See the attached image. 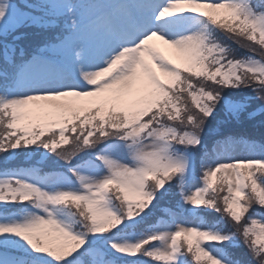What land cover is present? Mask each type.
Returning <instances> with one entry per match:
<instances>
[{
	"label": "snow or ice",
	"instance_id": "obj_1",
	"mask_svg": "<svg viewBox=\"0 0 264 264\" xmlns=\"http://www.w3.org/2000/svg\"><path fill=\"white\" fill-rule=\"evenodd\" d=\"M258 116L264 0H0V264H264Z\"/></svg>",
	"mask_w": 264,
	"mask_h": 264
},
{
	"label": "trees",
	"instance_id": "obj_2",
	"mask_svg": "<svg viewBox=\"0 0 264 264\" xmlns=\"http://www.w3.org/2000/svg\"><path fill=\"white\" fill-rule=\"evenodd\" d=\"M260 119H264V117H259V116H258V117H257V122H256L255 125H253L252 123H248V124H246V130L249 132V134H251V135H253V136H256V135L259 134L260 131L263 130V128H260V127L258 126V121H259ZM21 161L24 162V159L21 158ZM166 206H167V201H162L161 207H166ZM256 210H257V211H260L259 208H257ZM207 215H210V217H213V218H214V217H216L217 214H215V213H208Z\"/></svg>",
	"mask_w": 264,
	"mask_h": 264
},
{
	"label": "rangeland",
	"instance_id": "obj_3",
	"mask_svg": "<svg viewBox=\"0 0 264 264\" xmlns=\"http://www.w3.org/2000/svg\"><path fill=\"white\" fill-rule=\"evenodd\" d=\"M158 44H160V42H157ZM162 47H164L163 45H161Z\"/></svg>",
	"mask_w": 264,
	"mask_h": 264
}]
</instances>
